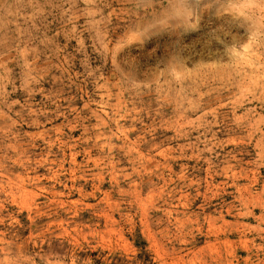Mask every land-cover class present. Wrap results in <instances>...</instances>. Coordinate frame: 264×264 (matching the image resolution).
Masks as SVG:
<instances>
[{
    "label": "rangeland",
    "instance_id": "374dc122",
    "mask_svg": "<svg viewBox=\"0 0 264 264\" xmlns=\"http://www.w3.org/2000/svg\"><path fill=\"white\" fill-rule=\"evenodd\" d=\"M0 264H264V0H0Z\"/></svg>",
    "mask_w": 264,
    "mask_h": 264
}]
</instances>
